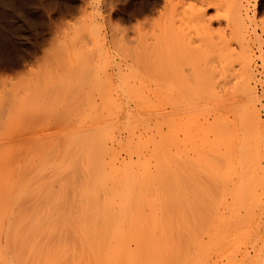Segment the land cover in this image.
Segmentation results:
<instances>
[{"label": "bare ground", "instance_id": "6f19581e", "mask_svg": "<svg viewBox=\"0 0 264 264\" xmlns=\"http://www.w3.org/2000/svg\"><path fill=\"white\" fill-rule=\"evenodd\" d=\"M243 8L237 7L240 24ZM40 13L32 0H1L4 63L19 65L17 25L32 26ZM70 27L78 24L65 20L53 37ZM53 41L44 54L52 55ZM250 79L236 87L247 96L257 87ZM131 89L101 109L94 104L77 128L56 125L59 141L37 130L32 141L0 147V264H264L263 171L236 182L225 175L218 187H207L195 174L201 141L195 96L183 118L185 96L163 91L160 82ZM258 111L246 112L249 123L234 111L217 124L235 130L239 121L249 124L258 146ZM64 116L60 121L70 111Z\"/></svg>", "mask_w": 264, "mask_h": 264}, {"label": "rangeland", "instance_id": "374dc122", "mask_svg": "<svg viewBox=\"0 0 264 264\" xmlns=\"http://www.w3.org/2000/svg\"><path fill=\"white\" fill-rule=\"evenodd\" d=\"M32 1L41 10L37 21L30 27L16 21L19 65L0 59V147L32 141L37 130L59 141L56 125L77 128L96 104L101 109L98 104L124 99L135 85L154 89L160 82L163 91L185 96L182 111L195 96L193 115L201 139L195 174L205 177L207 187H218L225 175L236 182L256 168L264 174V0ZM238 5L246 9L244 24ZM68 19L78 24L76 30L70 27L53 37ZM51 38L50 56L44 51ZM248 76L257 87L247 96L237 88ZM252 99L259 100H254L257 109ZM252 109L260 110L258 146L253 139L259 138L246 124ZM66 110L70 117L62 122ZM234 111L246 123L239 121L236 130L217 124L220 115L232 117ZM246 112L253 113L248 117ZM209 141L216 143L211 149ZM225 144L235 152L226 151Z\"/></svg>", "mask_w": 264, "mask_h": 264}]
</instances>
